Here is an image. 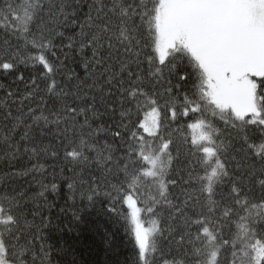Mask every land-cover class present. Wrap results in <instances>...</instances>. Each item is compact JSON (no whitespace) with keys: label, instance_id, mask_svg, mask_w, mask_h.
<instances>
[{"label":"snow or ice","instance_id":"1","mask_svg":"<svg viewBox=\"0 0 264 264\" xmlns=\"http://www.w3.org/2000/svg\"><path fill=\"white\" fill-rule=\"evenodd\" d=\"M0 12V264H75L98 202L135 264H264V0Z\"/></svg>","mask_w":264,"mask_h":264},{"label":"trees","instance_id":"2","mask_svg":"<svg viewBox=\"0 0 264 264\" xmlns=\"http://www.w3.org/2000/svg\"><path fill=\"white\" fill-rule=\"evenodd\" d=\"M0 15L3 13L0 12ZM2 23L3 21H0V25ZM3 167L0 165V168ZM32 190L37 189L33 187ZM66 193L65 184L59 201L61 205L65 203ZM78 203L83 205L87 202L78 201ZM68 204L71 205V201H68ZM124 207L127 208L126 205ZM70 217L71 208L65 217V222ZM81 217L82 220L76 225L74 232L53 234L54 240L62 239L72 244L75 264H135L137 250L133 246L127 225L121 217L108 212L107 203L98 202L95 207L85 208ZM64 259L70 260L71 256H66Z\"/></svg>","mask_w":264,"mask_h":264}]
</instances>
